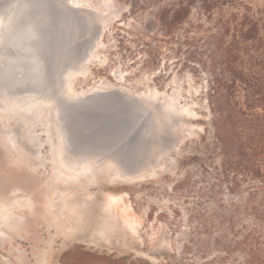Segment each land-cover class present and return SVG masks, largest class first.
Here are the masks:
<instances>
[{
  "label": "rangeland",
  "instance_id": "obj_1",
  "mask_svg": "<svg viewBox=\"0 0 264 264\" xmlns=\"http://www.w3.org/2000/svg\"><path fill=\"white\" fill-rule=\"evenodd\" d=\"M11 1L0 0V14ZM73 1L84 25L69 94L105 90L95 101L113 107L69 114L79 147L62 151L52 103L37 115L0 110V264L173 263L185 226L174 186L210 117L206 78L175 68L166 44L157 66L144 63L130 32H158L155 10L133 17L119 0ZM60 152L68 167L94 166L91 181L71 179Z\"/></svg>",
  "mask_w": 264,
  "mask_h": 264
},
{
  "label": "trees",
  "instance_id": "obj_2",
  "mask_svg": "<svg viewBox=\"0 0 264 264\" xmlns=\"http://www.w3.org/2000/svg\"><path fill=\"white\" fill-rule=\"evenodd\" d=\"M119 1L133 17L155 10L158 32L129 31L146 65L160 63L166 44L175 68L206 78L210 117L174 186L184 199V240L168 264H264V6ZM116 30L124 44L122 26Z\"/></svg>",
  "mask_w": 264,
  "mask_h": 264
},
{
  "label": "water",
  "instance_id": "obj_3",
  "mask_svg": "<svg viewBox=\"0 0 264 264\" xmlns=\"http://www.w3.org/2000/svg\"><path fill=\"white\" fill-rule=\"evenodd\" d=\"M42 7H37L32 0H13L7 4L0 14V61L5 59V53L17 54L13 47L4 44L1 37L5 33L7 19L15 12L17 7L27 2L30 7L27 14L38 12L42 16L40 28L43 33V49L41 59L43 69L46 72L42 81L40 97L42 100L53 104L54 110L64 132L65 148H77L79 143L69 123V114L77 113V110L90 104V107L111 106L110 104L95 101L98 93H108L105 90H95L88 95L74 98L64 89V77L69 72H75L80 56L78 47L82 38L81 31L83 22L77 13L79 8H74L68 3H61L59 0H41ZM87 25V24H85ZM86 60V58H85ZM115 159V155H110Z\"/></svg>",
  "mask_w": 264,
  "mask_h": 264
},
{
  "label": "bare ground",
  "instance_id": "obj_4",
  "mask_svg": "<svg viewBox=\"0 0 264 264\" xmlns=\"http://www.w3.org/2000/svg\"><path fill=\"white\" fill-rule=\"evenodd\" d=\"M32 1L38 8L43 6L41 0ZM79 2L70 0L69 5L74 8L82 7ZM29 7V2L24 4V8L23 6L17 7L15 12L7 19L5 33L1 37V41L13 47L17 53L16 55L5 53V59L0 61V110L6 116L15 115L20 111L37 115L46 111L47 108L49 110L48 104L41 99L39 94L44 84H42V81L46 76L41 59L43 33L40 24L42 16L38 12L27 14ZM77 74V71H71L64 77L65 83L63 86L69 93L72 92L70 80ZM52 108L56 114L53 106ZM26 122L21 120L18 125H25ZM56 123L60 130L59 139L62 151L65 148L64 132L58 117ZM12 138L14 139V137ZM58 157L62 166H66L67 170L75 173V176L71 179L76 180L78 177H86L90 180L89 175L94 166L82 164L79 167L71 168L65 165L61 152Z\"/></svg>",
  "mask_w": 264,
  "mask_h": 264
}]
</instances>
